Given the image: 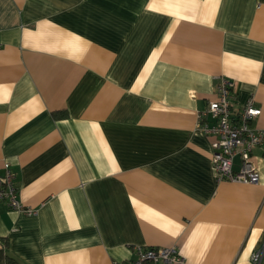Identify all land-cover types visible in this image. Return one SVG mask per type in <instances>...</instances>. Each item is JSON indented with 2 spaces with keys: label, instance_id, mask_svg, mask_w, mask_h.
Masks as SVG:
<instances>
[{
  "label": "crops",
  "instance_id": "0c3cea01",
  "mask_svg": "<svg viewBox=\"0 0 264 264\" xmlns=\"http://www.w3.org/2000/svg\"><path fill=\"white\" fill-rule=\"evenodd\" d=\"M223 78L264 129V0H0V176L8 161L36 210L0 203V252L116 264L175 246L192 264H256L264 146L258 182L217 181L199 127Z\"/></svg>",
  "mask_w": 264,
  "mask_h": 264
},
{
  "label": "built area",
  "instance_id": "2783aa9c",
  "mask_svg": "<svg viewBox=\"0 0 264 264\" xmlns=\"http://www.w3.org/2000/svg\"><path fill=\"white\" fill-rule=\"evenodd\" d=\"M234 83L223 78L217 86V97L210 100L207 106L199 112V127L206 133L215 135L212 143V164L217 181L228 180L241 183H256L259 171L252 159V150L264 146V129L254 128L251 121L256 118L261 109L252 98L233 110ZM210 117L212 124L207 123ZM235 156L239 161L235 163ZM4 173L0 176V203L8 207L33 214L31 207H26L20 200L18 187L14 181V173L8 161L3 162ZM134 258L116 264H192L181 255L175 246L146 247L132 246ZM264 254V241L252 253L254 263H259Z\"/></svg>",
  "mask_w": 264,
  "mask_h": 264
},
{
  "label": "trees",
  "instance_id": "16d2710c",
  "mask_svg": "<svg viewBox=\"0 0 264 264\" xmlns=\"http://www.w3.org/2000/svg\"><path fill=\"white\" fill-rule=\"evenodd\" d=\"M2 262H4V264H18V262L15 259L6 256L0 252V263Z\"/></svg>",
  "mask_w": 264,
  "mask_h": 264
}]
</instances>
